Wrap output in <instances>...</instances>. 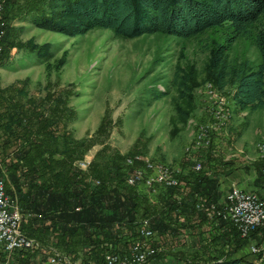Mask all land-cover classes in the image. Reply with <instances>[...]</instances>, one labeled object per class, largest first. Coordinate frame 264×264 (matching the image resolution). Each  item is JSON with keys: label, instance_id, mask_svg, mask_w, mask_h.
Listing matches in <instances>:
<instances>
[{"label": "rangeland", "instance_id": "rangeland-1", "mask_svg": "<svg viewBox=\"0 0 264 264\" xmlns=\"http://www.w3.org/2000/svg\"><path fill=\"white\" fill-rule=\"evenodd\" d=\"M17 1L13 6L17 4L19 10L25 12L26 0ZM29 16L8 20L6 40L2 42L0 166L3 156L10 154L18 145L14 143L21 140L9 144L2 142L6 136L3 128L6 115L14 107L26 112L34 109L39 112L38 117L43 114L56 118L46 129L55 135L57 149L63 144L68 151L72 149L77 157L73 161L75 165L77 160L87 158L91 166L106 167L118 154L134 153L125 159L128 162L138 159L141 163L152 161L161 167H180L184 175L173 189L172 197L180 196L188 186L187 176L192 177L198 171L209 175L212 172L226 174L238 168L253 170L258 162H264V106L241 108L231 98L229 79L222 89L211 81L202 80L204 64L213 44L221 43L226 34L221 27L207 28L186 37L158 30L125 36L97 26L70 35L37 26ZM259 21L264 23V14ZM3 24L5 31V20ZM225 55L229 64L244 62L248 69L259 62V51L250 34L237 35L225 49ZM186 64L194 67L199 83L190 92L192 107L185 120L179 121L174 104H181V99L177 96L174 76L176 67ZM213 106L218 108L216 127L202 126L207 124V112ZM204 132L211 133L210 143L194 147L198 133ZM78 140L81 141L76 142ZM33 151L32 148L30 153ZM196 162L199 167L195 169ZM0 177L8 187L5 178ZM137 177H145V171H137ZM260 187L264 191V185ZM157 190L144 202L145 215L166 207L167 198ZM258 194L264 198L263 192ZM145 215L138 213L139 222L148 219ZM164 216L171 228L161 233L156 231L150 239L156 244L158 257L181 264L185 259L202 262L206 256L221 253L228 247H224L221 239L217 241L212 237L213 220L207 216L199 220L191 214L182 218L176 211L166 212ZM255 232L249 233L250 240L237 250L241 257L255 254L248 247L256 245L251 236ZM29 237L37 245L35 253L1 252L0 264H18L32 260L31 256H34V264H49L47 259L54 252L84 264L80 251L73 256L52 244L50 238ZM137 237L138 233L122 254L128 252ZM256 246L258 251L264 248ZM251 262L256 264V259L252 258ZM258 264H261L259 259Z\"/></svg>", "mask_w": 264, "mask_h": 264}, {"label": "trees", "instance_id": "trees-1", "mask_svg": "<svg viewBox=\"0 0 264 264\" xmlns=\"http://www.w3.org/2000/svg\"><path fill=\"white\" fill-rule=\"evenodd\" d=\"M13 3L18 1H3V18L7 25L1 45L6 40L8 20L28 14L35 25L70 35L97 26L125 36L158 30L186 37L207 28L221 27L226 34L221 43L213 44L204 64L202 80L211 81L222 89L229 79L231 98L241 108L264 106V23L259 21L264 14V0H26L25 12ZM245 34H250L259 51V62L253 69H248L244 62L229 64L225 55L231 41ZM3 51L2 45L0 58ZM174 83L178 99H181V104H174L176 117L184 121L192 107L191 89L199 83L194 67L190 64L177 66ZM38 115L34 109L26 112L14 107L3 124L6 130L3 143L21 139L14 143L18 145L10 154L3 156L0 166V176L8 184L5 189L20 207V228L29 236L50 238L52 244L73 256L80 251L84 264L89 260L92 264H102L105 252L122 254L137 233L138 213L145 215L144 202L153 194L138 192L134 185L126 182L132 167L123 162L127 155L135 154H118L106 167L91 166L90 160L87 167L81 169L73 163L77 157L72 149L68 151L64 144L57 149L55 135L46 129L56 118ZM32 148L34 151L30 153ZM258 163L256 169L261 177V162ZM187 178L188 186L178 197H172V193L179 183L156 187L167 199L165 208L145 215L153 233L171 228L164 216L166 212L176 211L183 217L191 214L198 220L205 219L196 203H216L219 195L216 173L209 175L198 171ZM211 219L223 227V233L212 237L221 239L228 247L221 253L206 256L202 262L185 259L184 264H253L252 258L264 264V248L246 258L241 257L237 250L250 239L241 237L229 221L220 217ZM254 230H260L259 235L256 236V232L251 235L259 245L264 227H256L250 233ZM152 245L156 246L154 242ZM156 255L157 252L153 254ZM27 263L33 264L28 261L18 264Z\"/></svg>", "mask_w": 264, "mask_h": 264}, {"label": "built area", "instance_id": "built-area-1", "mask_svg": "<svg viewBox=\"0 0 264 264\" xmlns=\"http://www.w3.org/2000/svg\"><path fill=\"white\" fill-rule=\"evenodd\" d=\"M3 1L0 0V49L3 20ZM214 113L217 107L207 112V124L216 127ZM211 141V133H198V138L193 142L194 147L207 146ZM79 168L85 169L89 159H79L76 161ZM124 165L131 166V172L126 176L127 184L134 185L138 190L151 194L156 187L172 186L179 183V176L183 174L180 167H161L151 163L128 162L124 159ZM196 162L193 168H198ZM136 169L145 170V177H137ZM260 173L264 181V162L260 164ZM196 208L201 209L205 216L211 218L220 217L229 221L238 231L241 237H248V234L258 225L264 226V198L255 190H245L235 184H231L224 195L222 203L198 202ZM21 213L16 199L10 196L5 189L4 181L0 177V247L5 253L22 249L30 253H35L37 245L33 238L26 236L20 228ZM138 237L131 243L128 252L119 254L117 252H106L103 255V264H142L146 259L153 256L156 248L151 244L153 231L149 226V220L143 218L137 228ZM252 253L258 251V247L249 244ZM49 264H81L78 260H69L64 255L54 252L53 256L47 259ZM258 264V259H256Z\"/></svg>", "mask_w": 264, "mask_h": 264}, {"label": "crops", "instance_id": "crops-1", "mask_svg": "<svg viewBox=\"0 0 264 264\" xmlns=\"http://www.w3.org/2000/svg\"><path fill=\"white\" fill-rule=\"evenodd\" d=\"M225 173L226 174H217L216 173V175L218 177L217 190L219 191V195H218V198L216 199V203L220 204L223 202L224 195H225L226 191L228 190V188L230 187L231 184H235V185H237L240 188L245 189V190H255L258 193H262V192L264 193L263 188L260 187L263 184V180L258 175L256 168H254L253 170L249 169L248 171H244V170H241L240 168H238L236 171L235 170L230 171L229 173L226 171ZM182 218H184V217L182 216ZM193 218H194V216H193ZM196 219L198 220L197 217H196ZM211 222L214 225V227L212 228V232H211L213 235H215L217 233L218 234L223 233V230H222L223 227L217 224L218 221L213 220ZM259 234H260V230H258L256 232V236ZM216 240L218 241L219 239H216ZM254 240H255V238H254ZM259 246L264 247V237L260 241ZM224 247H225V243H224ZM15 251H17V250H15ZM1 252L5 253L4 250L0 247V253ZM247 256H248V254H247ZM30 258L32 260H28V262H33V264H34V262H35V261H33L34 256H31ZM174 263L175 264H181L180 261L171 262L170 259H168V258L152 256L144 264H174ZM27 264H31V263H27ZM88 264H92V261L89 260Z\"/></svg>", "mask_w": 264, "mask_h": 264}, {"label": "bare ground", "instance_id": "bare-ground-1", "mask_svg": "<svg viewBox=\"0 0 264 264\" xmlns=\"http://www.w3.org/2000/svg\"><path fill=\"white\" fill-rule=\"evenodd\" d=\"M4 20L5 19L3 18L2 22H4ZM215 114H218V108H217V113H214V120H215ZM202 126L208 127V126H214V125H202ZM137 171H145V170H143V169H136V176H137Z\"/></svg>", "mask_w": 264, "mask_h": 264}]
</instances>
